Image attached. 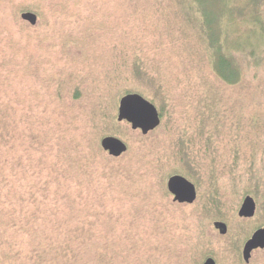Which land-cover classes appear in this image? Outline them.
Here are the masks:
<instances>
[{
	"label": "rangeland",
	"instance_id": "rangeland-1",
	"mask_svg": "<svg viewBox=\"0 0 264 264\" xmlns=\"http://www.w3.org/2000/svg\"><path fill=\"white\" fill-rule=\"evenodd\" d=\"M204 6L201 20L179 0H0V207L49 232L0 264H264V249L242 255L264 226V188L255 215L238 216L264 164V76L244 78L255 59L264 74V12L238 4L221 19ZM220 53L240 84L214 77ZM125 89L157 106L160 126L144 135L117 120ZM107 135L127 152L104 151ZM177 173L196 185L194 203L168 191Z\"/></svg>",
	"mask_w": 264,
	"mask_h": 264
},
{
	"label": "trees",
	"instance_id": "trees-1",
	"mask_svg": "<svg viewBox=\"0 0 264 264\" xmlns=\"http://www.w3.org/2000/svg\"><path fill=\"white\" fill-rule=\"evenodd\" d=\"M179 1L182 2L183 5H185V10L188 16L194 17L191 14L192 9L194 8V11L197 13L198 16H200L199 18H201V20L203 16H207V14L205 13L206 11L204 10L205 9L204 5L206 4H209L211 7L222 12V14L224 12L223 16L220 14L217 16V18L221 16V19H223L227 15L231 17L230 14L238 4L254 5L257 11V15L255 16V18H257V20L259 21L262 18V11L264 12V0H179ZM225 12L227 13V15H225ZM214 20L212 21L211 24L212 28L214 27ZM208 25L209 24H207L206 26ZM216 27L217 24L215 25V29ZM251 52L253 58L254 48L253 51ZM221 54L222 53L219 54V57H222ZM229 60L230 59L228 58L224 59L222 57L219 64L213 66V68L211 69L214 77L216 79L222 80L221 82L223 84L228 86H235L240 84L241 82L240 73L242 72V70L239 68L238 65H236L235 62L231 64ZM252 62H253L252 63L253 67L251 66L248 70L245 71L244 78L246 79L247 77L248 79L250 78L251 80L255 81L261 79L262 76H264V74H263V70L260 69L262 64L260 60L255 59L254 61L252 60ZM251 69L252 71L254 70L253 75H251L252 72ZM133 92L140 93L137 90L125 89L123 94L125 95ZM261 125H264L263 121H258L257 123H254V126L257 128V131L261 128ZM260 132L261 134L262 133L264 134V129L261 130ZM3 135H4V131H0V139L3 137ZM0 166H2L1 162H0ZM248 175H249L247 177L248 180L245 182V190H246L245 193L251 196H258L262 191V189L264 188V164L252 165ZM7 180L8 179L6 178L5 174L1 175L0 186H6L7 184H9L8 182H6ZM9 194L10 196H12V188H10ZM5 197L6 194L0 193V204H6L7 199ZM14 198L16 200L17 198L20 199L21 197H19V193H17L14 196ZM11 200H13L12 197ZM8 218L12 220V216H9L8 212L0 207V259H11V258L19 259L25 257L30 245H33V247H36L35 244L40 245V243L36 240L34 241L33 238L42 239L44 237L43 239H45L48 236L47 233L49 232H46V230L44 232L36 229L31 231L29 227L25 228L23 225L17 224L16 220H14V222L9 223ZM26 230L29 232V237L31 238L28 241L29 243L28 246L25 243H23V240L25 238L24 233L26 232ZM15 231L19 232L18 236L16 235L12 236V234ZM35 253L38 254L37 252ZM43 254L44 252L42 253L40 252L39 255H43Z\"/></svg>",
	"mask_w": 264,
	"mask_h": 264
},
{
	"label": "water",
	"instance_id": "water-1",
	"mask_svg": "<svg viewBox=\"0 0 264 264\" xmlns=\"http://www.w3.org/2000/svg\"><path fill=\"white\" fill-rule=\"evenodd\" d=\"M21 18L32 25H36L38 16L32 11L22 12ZM117 120L131 124L132 129L140 130L144 135L155 130L161 124V114L157 106L140 93H128L120 98ZM101 147L113 157H119L128 150L125 141L114 135H107L101 139ZM167 189L173 195L174 201L192 204L198 196L196 185L180 174L171 175L167 180ZM257 210L253 196L247 195L238 210V216L252 218ZM221 230H226L225 223H216ZM256 249H264V226L253 232L243 247V259L248 262Z\"/></svg>",
	"mask_w": 264,
	"mask_h": 264
},
{
	"label": "flooded vegetation",
	"instance_id": "flooded-vegetation-1",
	"mask_svg": "<svg viewBox=\"0 0 264 264\" xmlns=\"http://www.w3.org/2000/svg\"><path fill=\"white\" fill-rule=\"evenodd\" d=\"M186 177V176H185ZM187 178V177H186ZM188 179V178H187ZM191 181V180H190ZM197 188V187H196ZM171 194V193H170ZM172 195V194H171ZM173 196V195H172ZM174 198V197H173ZM176 202V201H175ZM181 204V203H180ZM216 223L219 222H215L214 224L216 225ZM218 227V226H217ZM219 228V227H218ZM220 229V228H219ZM222 232H226V230H221ZM257 250V249H256ZM207 258L201 263V264H216V260L212 257V256H206Z\"/></svg>",
	"mask_w": 264,
	"mask_h": 264
}]
</instances>
